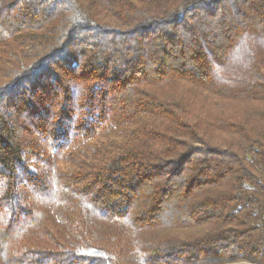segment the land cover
<instances>
[{
	"label": "trees",
	"instance_id": "obj_1",
	"mask_svg": "<svg viewBox=\"0 0 264 264\" xmlns=\"http://www.w3.org/2000/svg\"><path fill=\"white\" fill-rule=\"evenodd\" d=\"M260 59L264 0H0V264H264Z\"/></svg>",
	"mask_w": 264,
	"mask_h": 264
},
{
	"label": "rangeland",
	"instance_id": "obj_2",
	"mask_svg": "<svg viewBox=\"0 0 264 264\" xmlns=\"http://www.w3.org/2000/svg\"><path fill=\"white\" fill-rule=\"evenodd\" d=\"M258 58V57H257ZM262 59V58H261ZM259 60V61H257V63H259V64H261L262 65V68L264 69V62H263V60ZM258 60V59H257ZM253 66H255V64L253 65ZM178 87H177V90L178 91H176V87H174V90H175V92H179V93H183V92H185V87H184V85L182 84V85H177ZM168 88H170V87H168ZM172 88H170V90H171ZM230 105H227L226 103H225V109H226V111L227 112H229L230 113V111H233V109H234V107H235V105H234V103H229Z\"/></svg>",
	"mask_w": 264,
	"mask_h": 264
}]
</instances>
